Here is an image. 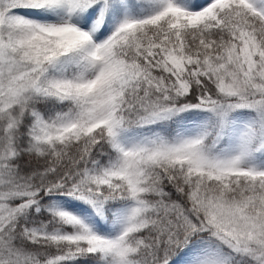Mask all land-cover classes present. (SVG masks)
<instances>
[{
  "label": "snow or ice",
  "instance_id": "1",
  "mask_svg": "<svg viewBox=\"0 0 264 264\" xmlns=\"http://www.w3.org/2000/svg\"><path fill=\"white\" fill-rule=\"evenodd\" d=\"M0 264H264V0H0Z\"/></svg>",
  "mask_w": 264,
  "mask_h": 264
}]
</instances>
